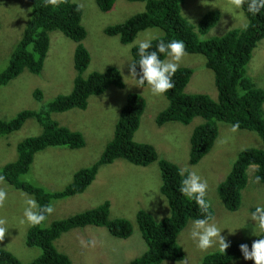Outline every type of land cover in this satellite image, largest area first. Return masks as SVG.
<instances>
[{"label":"rangeland","instance_id":"obj_1","mask_svg":"<svg viewBox=\"0 0 264 264\" xmlns=\"http://www.w3.org/2000/svg\"><path fill=\"white\" fill-rule=\"evenodd\" d=\"M22 1L28 3L26 0L0 1V20L5 26L22 28L21 24L24 22L20 16L24 14ZM72 2L82 8V25L87 31L83 45L91 56V63L83 77L87 78L94 72L104 73L110 68H115L122 76L124 88L109 85L105 92L88 99L86 110L75 108L63 113H53L52 119L60 125L81 132L86 145L78 150L59 147L47 148L37 153L30 171L21 180L41 186L49 192L64 190L78 170L92 166L100 159L114 137L115 126L128 96L132 93L140 94L145 99L146 108L134 136L135 141L153 145L160 157L176 164L184 171L195 172L201 176L208 184L206 199L215 211L214 221L222 231L221 235L229 243H253L261 230L257 229V235H254L256 225L255 221L251 220V210L257 205H264V184L256 183L252 170L256 167H251L247 171L248 185L242 192L241 206L236 212H230L224 207L217 187L229 174L242 150L264 148L259 135L239 129L233 132L231 126L217 122L219 135L213 150L198 165L191 166L189 164L191 135L205 120L198 117L187 126L178 122L158 126L157 115L168 107V99L165 95H153L148 87H136V82L129 72V64L133 61L132 49L136 42L149 35L156 39L160 38L164 35L163 30L150 28L141 31L133 42L127 44H122L119 36L105 34L106 28L124 23L144 11L145 3L116 0L113 9L104 13L99 9L96 0ZM215 10L221 12L222 18L207 33H199L201 40L220 38L232 30H241L248 25L249 21L242 6L237 8L234 0H185L182 5L183 16L193 25H198L206 13ZM1 28V35L3 32L9 34ZM49 38L50 48L42 72L35 75L25 70L7 86L0 87V119L9 120L23 110H39L59 95H67L73 90L77 75L74 68L77 44L60 31L50 32ZM13 40H17L16 36ZM10 48L11 45H1L0 54L5 58ZM9 58L10 55L7 60L0 61V73L7 68ZM179 65V68L193 70L190 83L185 89L187 94H206L214 101H218L215 76L213 71L207 68L205 56L186 54L179 61ZM247 73L259 88L264 89V39L257 43ZM36 90L42 92L41 102L33 96ZM42 133L43 127L36 120H27L20 130L1 136L0 170L17 159V145L20 142L40 136ZM161 186L162 178L158 163L141 167L124 160H116L113 164L100 168L96 180L85 193L53 201L55 210L48 216L44 227L48 228L53 222L109 201L111 219L125 218L132 223L134 231L130 238L119 239L112 236L104 227L87 226L63 234L55 245L59 251L71 258L73 264H129L147 250L137 223L138 212L145 210L156 220L171 216V209L166 197L161 193ZM0 189L8 194L5 203L0 205V219L7 221L6 226L9 229L5 239L0 241V248L14 254L23 264H28L41 255L39 248H30L26 245L27 233L32 225L26 221L22 222L25 201L35 198L16 190L7 182H1ZM192 221H188L178 237V243L185 252V259L182 262L164 261L161 264H202L207 255L219 250L218 243L207 250L197 247L190 238ZM89 241H95V246H88Z\"/></svg>","mask_w":264,"mask_h":264},{"label":"trees","instance_id":"obj_2","mask_svg":"<svg viewBox=\"0 0 264 264\" xmlns=\"http://www.w3.org/2000/svg\"><path fill=\"white\" fill-rule=\"evenodd\" d=\"M26 1L28 3L21 2L24 8V14L20 15L24 19L22 28L5 26L0 20V28L2 25L1 29L9 33L3 32L1 35L0 31V47L11 45V50L5 58L0 54V61L7 60L10 55L7 68L0 73V87L7 86L25 70L35 75L42 72L50 48L49 33L52 31H60L76 42L74 68L77 75L71 93L59 95L39 110H23L9 120L0 119V137L20 130L27 120H36L43 127L40 136L27 138L17 145V159L0 170V176L5 178L3 182L33 196L38 204L43 206L55 200L85 193L96 180L100 168L113 164L116 160H124L141 167L158 163L162 178L161 193L167 199L171 216L156 220L145 210L138 212L137 223L147 250L129 264L182 262L185 259V252L178 243V237L189 220L203 218L205 214L194 201H189L179 191L181 181L179 172L182 169L160 157L153 145L135 141L134 136L140 127L146 108L145 99L140 94L132 93L128 96L115 126L114 137L100 159L92 166L78 170L73 175L72 182L64 190L49 192L41 186L21 180L30 171L37 153L47 148L59 147L78 150L86 145L85 137L81 132L60 125L52 119L53 113H63L75 108L86 110L88 99L105 92L109 85L114 84L124 88L122 76L115 68H110L104 73L94 72L87 78L83 77L91 63V56L83 45L87 31L82 25L81 6L72 0H57L56 5H46L44 0ZM129 1L145 3L144 11L124 23L106 28V35L119 36L121 43L127 44L133 42L141 31L160 28L164 35L153 41L154 47L160 40H182L187 54L205 56L207 68L214 73L218 101H214L206 94H187L185 89L190 83L193 70L179 68L173 77L175 87L164 94L169 105L156 118V123L160 127L169 122H178L187 126L198 117L205 120L191 135L189 164L198 165L211 153L219 135L217 122H223L231 127L238 122L239 130L257 133L264 145V89L259 88L247 73L256 45L264 39V10L252 15L247 11V2H245L242 9L249 21L245 28L232 30L220 38L201 40L199 33H207L221 20L220 11L206 13L198 25H193L182 14L185 0ZM96 2L99 9L106 13L113 9L116 0H96ZM27 8L31 9L27 10ZM15 36L16 41L13 40ZM137 51V46L133 47L132 63L139 59ZM161 58L165 57L161 56ZM137 72L139 73V68ZM33 96L37 101H42L43 95L40 90H36ZM252 165L258 166L252 168L254 177H264V148L242 150L229 174L217 187L224 207L230 212H236L241 206L242 192L248 185L247 171ZM184 172L189 173V171ZM260 183L264 184V180ZM110 213L111 203L106 201L96 208L53 222L48 228H45L44 224L31 226L27 233L26 245L30 248H39L41 255L28 264H73L71 258L59 251L55 243L63 234L76 228L104 227L116 238H130L134 231L132 223L125 218L111 219ZM208 214L215 217L212 207ZM259 238H264V231L261 230L255 240ZM241 244H247L251 249L252 243L233 242L226 252L222 253L218 250L207 255L202 260V264L232 262L254 264V261L243 259ZM0 264L23 263L8 250L0 248Z\"/></svg>","mask_w":264,"mask_h":264},{"label":"clouds","instance_id":"obj_3","mask_svg":"<svg viewBox=\"0 0 264 264\" xmlns=\"http://www.w3.org/2000/svg\"><path fill=\"white\" fill-rule=\"evenodd\" d=\"M247 2V11L252 15H257L264 10V0H234L237 8ZM46 5H56L57 0H44ZM156 40L154 36H146L143 40L136 42L138 61L129 64L131 78L136 82V87L144 88L147 86L153 95H164L175 87L173 77L177 73L180 65L179 61L187 54L185 43L182 40L172 39L170 41L160 40L153 45ZM161 56L165 58L162 59ZM139 68V73L137 72ZM137 76L139 77L137 79ZM239 129V123L232 125V131ZM252 167H258L252 165ZM181 177L179 191L189 201H194L205 214L203 218L192 221L190 238L201 250H207L217 243L219 251L226 252L230 243L221 235L222 231L214 221V217L209 213L210 202L206 199L208 184L195 172L185 174L184 170L179 172ZM5 178L0 176V182ZM264 177L257 176L256 183H260ZM7 192L0 189V205L7 200ZM23 212L24 220L32 226H39L45 223L48 216L54 212L53 203L39 205L38 202L29 198L25 201ZM251 220L255 221L254 235L257 229L264 231V205H257L251 212ZM7 221L0 219V241L5 239L9 229ZM235 233V231H231ZM88 246H95V241H89ZM240 251L245 260L254 261V264H264V238L253 241L251 249L247 244L240 245Z\"/></svg>","mask_w":264,"mask_h":264}]
</instances>
